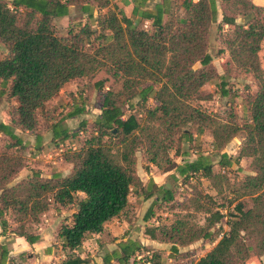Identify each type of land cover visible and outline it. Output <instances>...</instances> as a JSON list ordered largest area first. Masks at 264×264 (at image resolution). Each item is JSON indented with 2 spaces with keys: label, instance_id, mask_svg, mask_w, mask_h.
Segmentation results:
<instances>
[{
  "label": "trees",
  "instance_id": "1",
  "mask_svg": "<svg viewBox=\"0 0 264 264\" xmlns=\"http://www.w3.org/2000/svg\"><path fill=\"white\" fill-rule=\"evenodd\" d=\"M91 1L99 9L106 8L104 13L96 14L94 27L89 24L92 15L88 13L83 24H69L64 31L59 30L55 21L67 16L69 6ZM220 2V22L231 28L221 35L223 48L230 63L250 74L256 86L244 98L247 121L241 127L231 122L213 123L195 104L208 99L200 89L217 77L207 53L209 28L216 20L215 0H161L150 12L140 13L133 8L131 18L100 0H0V44L6 49L0 59V103L4 96L15 103L8 114L9 125L0 123V133L12 141L0 152V237L10 234L33 244L38 237L27 231L30 224H36L49 211L59 213L72 208L56 233L65 254L62 264H86L69 253L80 248L89 236L102 234L108 222L130 220L128 196L132 189L135 197L151 200V205L173 199L171 190L150 177L143 183L135 176L137 148L143 149L147 163L156 170H173V178L186 181L197 175L212 181L207 157L199 154L194 160L176 165L168 151L179 138L191 140L188 128L192 126L197 135L208 128L218 151L243 130L245 136L235 162L250 159V173L239 184L250 206L244 209L237 202L224 216L210 195L193 187L190 205L204 214L202 226L179 217L169 225L147 226L143 234L151 241L169 244L173 254L178 247L196 241L211 244L207 252L189 264H263L264 73L258 56L264 42V7L249 0ZM226 9L238 13L246 23L227 18L223 13ZM142 20L149 21L147 28L140 26ZM195 63L200 67L193 70ZM99 72L119 81L120 88L116 96L111 89L103 92L89 137L65 155L70 172L44 177L38 170L29 169L25 177L15 181L16 174L26 167L21 154L23 144L12 129L34 132L38 125L36 112L66 83L91 79ZM102 84L99 80L93 87L100 91ZM220 95H226L221 86ZM82 111V107L75 106L65 118L76 117ZM60 124L49 127L55 144L70 137ZM34 136L38 142L40 137ZM151 211L149 206L143 222ZM223 217L226 230L217 227L213 231ZM9 223L15 227L9 228ZM139 249L138 243H118L117 249L101 257V264H126ZM15 259L24 264L26 258L23 253L8 256L6 246L0 244V264H14ZM150 262L156 264H146Z\"/></svg>",
  "mask_w": 264,
  "mask_h": 264
},
{
  "label": "rangeland",
  "instance_id": "2",
  "mask_svg": "<svg viewBox=\"0 0 264 264\" xmlns=\"http://www.w3.org/2000/svg\"><path fill=\"white\" fill-rule=\"evenodd\" d=\"M215 8L216 20L209 28L207 53L211 56V64L216 70L217 77L200 89L201 95L203 97L208 95V99L205 98L202 101L195 102V104L209 115L213 123L227 124L231 122L233 125L241 127L247 121L246 112L243 110L244 98L252 94L256 90V86L250 74L237 69L230 63L227 52L221 43V35L227 33L231 28L220 22L219 15L223 11V4L220 0H215ZM223 13L227 18L234 19L235 23H246V19L233 10L226 9ZM262 20L264 21V11ZM67 22L68 25L70 23L72 25L84 23L76 12L68 17ZM89 24L92 27L95 25L92 21ZM218 26L220 28H217ZM5 54V47L0 44V59L4 58ZM258 58L259 65L264 73V42L261 44ZM199 67V64L195 63L192 69L195 70ZM99 80H103L100 91L93 87V83ZM220 86L226 92V95H220ZM119 88L120 82L111 80L104 72L95 74L91 79L82 78L70 81L45 104L41 111L36 112L38 125L34 132H20L15 128H10L23 144L21 154L26 167L16 174L15 181L25 177L29 169L38 170L44 177H50L53 174L67 175L71 170V164L64 160L65 155L82 146L83 142L89 137L92 122L99 114L103 92L111 89L116 96ZM14 106L13 100L3 97L0 103V123L9 125L8 114ZM75 106L82 107V113L73 118H65V115ZM123 109L125 110V108ZM125 113L127 114L126 110ZM60 122V125L67 128V134L70 137L62 143L57 142L55 144L51 140L49 127ZM81 123H84V127H81ZM188 131L192 136L191 140L185 142L182 138H179L168 151L169 156L176 165H180L183 160H194L199 154L207 157L211 162L213 180L200 178L197 175L186 181L177 176L173 178V170L168 173L156 170L147 163L143 149L137 148L134 153L133 168L135 176L144 183L152 173L153 179L158 185H163L172 191V201L168 203L156 202L151 205V200L142 201L139 197H135L132 189L128 196V202L132 206L130 220L128 222L122 219L113 220L109 228H106V232H103L98 238L89 236L90 238L87 239L88 241L85 242L83 248L80 247L75 252L69 253L70 256L83 253L82 257L87 264H101V257L105 253L117 249L118 243L131 241L138 243L140 249L129 258L126 264H146L147 261H155L156 264H189L210 249V243L196 241L188 246L178 247L177 252L173 254L169 250V244L151 241L143 234V229L147 226L169 225L179 217H183L192 224L202 226L204 214L194 211L190 205L193 187L203 194L210 195L218 210L224 216L231 211L233 205L237 202L241 203L244 209L250 206L249 198L243 196L239 188L240 182L250 173V159L239 158L235 162L245 136L244 131L240 130L220 151L215 150L208 128L204 129L199 135L195 134L193 126L189 127ZM34 135L40 137L38 142L35 140ZM11 142L0 133V152ZM221 154L224 155V159L220 160ZM221 162L223 166H221ZM149 206H151L152 215L146 222H143L142 217ZM72 211L73 209L70 208L64 211L63 214L58 213L55 215L56 218L54 217L53 221H48L50 230H53L51 232L52 236L58 232V228ZM47 215H50V213L45 214V216ZM6 218L9 220V216H6ZM225 219L223 217L212 230L217 231V227H220V231L226 230L224 226ZM42 220L43 218L40 216L36 224L28 226L27 231L35 233L37 224L44 223ZM8 225L9 228L15 227L12 223ZM51 243V247L58 249L59 241L56 236ZM261 261L264 263V255ZM14 264H19L18 260L15 259ZM109 264L116 263L110 261Z\"/></svg>",
  "mask_w": 264,
  "mask_h": 264
},
{
  "label": "crops",
  "instance_id": "3",
  "mask_svg": "<svg viewBox=\"0 0 264 264\" xmlns=\"http://www.w3.org/2000/svg\"><path fill=\"white\" fill-rule=\"evenodd\" d=\"M100 1L102 2L107 1L108 3L107 7H109L110 9L114 8L117 11H121L125 17L131 18V12L133 8L136 9V11L140 13L144 11L150 12L153 8V4L159 3L161 0H136V1L135 0H100ZM249 1L255 6L264 7V0H249ZM105 10L106 8L99 9L96 6V3L93 1L89 3L83 2L76 6L71 5L68 7L67 16L56 20L55 24L59 26V30L61 29L60 31L62 32L68 26L67 20H68V17H70L72 13L76 12L83 19V21L86 20L87 14L91 13L92 15L91 20L93 22L96 17V14L97 13L102 14L105 12ZM219 18H221V15H219ZM217 20H220V19H217ZM148 25H149V21L147 20H142L140 23V26L142 28H147ZM150 178L155 182V180L153 179L154 177L152 173H151ZM78 196L82 197L81 194H78ZM63 212L64 211H60L59 213L63 214ZM49 213L50 215L45 216L44 214L41 216L43 218L42 221H44V223L37 224L34 235L37 236L38 239L33 244L26 243L24 238L22 237H16L10 234L0 237V244H4L6 246L7 251H8V256L14 257L20 253H23L24 257L26 258L24 264H62L63 263V261L65 260V254L61 250V247L58 246V249H54L53 247H51L52 246L51 242L52 240H54L56 233H54L53 236L51 235V232L53 230H50L49 222L53 221V218L58 213H55L53 211H49L48 214ZM71 213H69V215ZM112 221L108 222L105 225L104 232H106L107 227L109 228ZM99 235L101 234L91 235V237L93 236L95 238H98ZM89 238L90 237H88L87 239ZM87 239L82 243L81 248H83L85 242L88 241ZM83 255H84L83 253L79 254L78 257L80 259H83L82 257ZM260 260H262V257L260 258ZM248 264H254V263H248Z\"/></svg>",
  "mask_w": 264,
  "mask_h": 264
}]
</instances>
